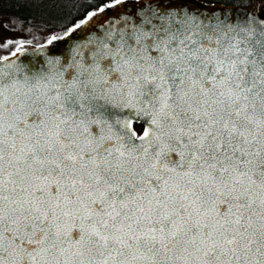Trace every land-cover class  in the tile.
Listing matches in <instances>:
<instances>
[{
    "label": "snow or ice",
    "instance_id": "6c2138e0",
    "mask_svg": "<svg viewBox=\"0 0 264 264\" xmlns=\"http://www.w3.org/2000/svg\"><path fill=\"white\" fill-rule=\"evenodd\" d=\"M152 3L0 60V264H264V17Z\"/></svg>",
    "mask_w": 264,
    "mask_h": 264
},
{
    "label": "water",
    "instance_id": "95a60500",
    "mask_svg": "<svg viewBox=\"0 0 264 264\" xmlns=\"http://www.w3.org/2000/svg\"><path fill=\"white\" fill-rule=\"evenodd\" d=\"M148 0H123V3H111L112 7L105 6L103 11L98 9L85 16L80 22L71 26L59 38L52 41L51 44L46 42L38 46H29L22 48L16 56L11 53L0 58L4 64L15 61L17 64H24L32 70H38L46 65L49 60L59 59L61 63L71 61L76 51L84 50L89 46L90 41H94L99 35L111 29L113 26H119L128 20H135L139 14L148 11L147 8H141V4H147ZM160 4L162 8H168L171 4L172 8L177 11H188L200 16H209L215 14L217 16H227L229 18L242 19L246 14H257L264 17V4L254 8H242L234 5L221 3H201L197 0H153L152 7L155 8ZM171 10V9H169ZM95 13V15H92ZM91 16V19L88 17ZM86 21V22H85ZM80 27L77 28L76 25ZM73 29H75L73 31ZM61 37H63L61 39ZM8 57V60H3ZM128 118L132 121V129L139 125L140 130L137 133L142 134L144 123L138 120L134 113L129 114Z\"/></svg>",
    "mask_w": 264,
    "mask_h": 264
},
{
    "label": "trees",
    "instance_id": "16d2710c",
    "mask_svg": "<svg viewBox=\"0 0 264 264\" xmlns=\"http://www.w3.org/2000/svg\"><path fill=\"white\" fill-rule=\"evenodd\" d=\"M115 0H0V16L10 17L19 30L28 31L31 38L27 42L0 46V56H5L22 43L23 47L45 44L49 39L59 38L71 26L80 22L88 14L108 6ZM201 3H221L242 8H254L264 4V0H197ZM16 45V46H15ZM21 48V49H22ZM138 133L139 125L134 126Z\"/></svg>",
    "mask_w": 264,
    "mask_h": 264
},
{
    "label": "rangeland",
    "instance_id": "374dc122",
    "mask_svg": "<svg viewBox=\"0 0 264 264\" xmlns=\"http://www.w3.org/2000/svg\"><path fill=\"white\" fill-rule=\"evenodd\" d=\"M60 32L55 33V36ZM31 38L28 31L19 30L14 21L7 16H0V46L17 42H27ZM16 46V45H15Z\"/></svg>",
    "mask_w": 264,
    "mask_h": 264
},
{
    "label": "flooded vegetation",
    "instance_id": "af4514ba",
    "mask_svg": "<svg viewBox=\"0 0 264 264\" xmlns=\"http://www.w3.org/2000/svg\"><path fill=\"white\" fill-rule=\"evenodd\" d=\"M3 57V56H0V58Z\"/></svg>",
    "mask_w": 264,
    "mask_h": 264
}]
</instances>
